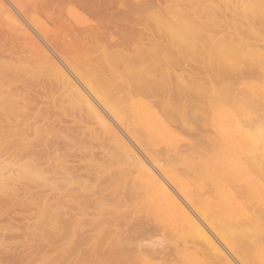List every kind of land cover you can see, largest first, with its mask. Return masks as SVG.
Instances as JSON below:
<instances>
[{"label": "bare ground", "instance_id": "1", "mask_svg": "<svg viewBox=\"0 0 264 264\" xmlns=\"http://www.w3.org/2000/svg\"><path fill=\"white\" fill-rule=\"evenodd\" d=\"M29 2L33 3V0H0V23H3L7 30L2 26L0 28L18 41L19 48L16 53L19 57H16L22 63L30 65L22 67L23 70L38 77L42 75L54 86L49 87L50 90L47 88L51 94L47 90V93L41 90L44 96L56 93L53 99L67 103V106L60 104L63 118L53 122L47 120L45 124H41L42 126L30 125L32 122L30 120L26 128L30 127L29 129L34 130L36 140L37 138L41 140L49 134H53L54 138L59 132H67L70 138L72 136L73 139L77 138L80 142L90 145L89 160L92 161L99 158L102 153L93 151L97 143L94 141H98L97 146L100 144L106 147L102 154L109 164L103 162V166L108 164L109 169L113 168V173L108 170L110 173L107 174H111L110 184L116 191L115 197H112L113 193L110 195L114 198L111 200L118 208L130 205L133 214L139 215L138 217L144 222L142 223L144 227L125 232L122 237V241L142 240L134 244L133 258L136 264H264V148L259 146V128L264 123V8H262L264 0H193L191 8L196 6L195 10L205 18L200 22L190 18L184 12L186 9L183 11L180 7H177L175 13L173 10L172 17L175 18L172 21L169 18L171 15L168 17L170 22L163 19L167 18L168 14L164 17L159 13L158 16L161 15L162 19H158L159 21L154 19V21H157V28L166 33L169 43L163 44L164 42L158 40L154 44L152 42L150 46L145 45L144 42L145 27H143L145 30L124 29L120 35L116 33L120 36L117 39L111 35L107 36L101 29L91 27V31H87L82 30V26L76 29V34L68 41L60 42L61 40L58 41L57 38L41 39V32L34 28L35 19L29 11L31 8L35 13V9L38 8L34 6L38 3L35 0L34 5L30 4V7ZM48 2L50 3L49 0ZM52 3L55 4L53 1ZM185 3L188 5V2ZM244 5L249 7L245 8ZM127 6L134 7L133 4ZM44 8L47 9L46 6ZM71 9L70 13L75 12ZM99 10L101 12L100 8ZM76 13L77 11L75 15ZM82 15L77 13L80 19ZM39 22L40 26L44 23H41V20ZM34 30L40 34L41 40H38L39 35H36L38 39L34 36L36 34ZM11 61L5 64L9 66L13 63ZM194 65L197 68H194ZM10 97L0 99V110L20 114L22 106H19V102L20 105L22 103L16 100L20 95L13 93ZM191 130L198 132L195 140L188 136ZM63 137L65 138V135ZM39 165H43V162ZM102 167L101 170L98 169L105 171ZM16 175H18L17 171ZM101 175L100 177L103 178ZM44 176L31 167H26L21 175L22 178L38 185L46 183L47 176ZM76 177L78 176L75 175ZM3 183L4 181L0 184L1 187L5 186ZM85 187L83 189H86ZM88 189L90 190L89 187ZM109 193L111 194L110 190ZM83 194L87 195L85 192ZM74 208L75 206L72 208V213ZM82 209L85 210V206ZM90 209L91 207L87 211ZM112 211L114 215H118V210ZM125 213L127 215L129 211ZM58 217L57 213H50L47 210L44 212V219L50 221L49 223H55ZM76 219L71 222L73 225ZM51 227L46 231L51 233L54 226ZM43 229L45 230L46 226ZM58 229L61 227L59 226ZM143 240L149 242L151 245H147L148 248L150 246L149 249L144 248L147 246L143 244ZM121 242L113 246L115 253L121 251ZM70 249L68 253L75 254L73 253L75 250L72 249L70 252ZM166 249H170L174 257L169 255ZM80 254L87 253L82 251ZM99 256L101 257V254ZM21 257L17 259L15 257L14 260L7 259L6 263L9 264L11 260L17 264V260ZM83 262L85 263V260Z\"/></svg>", "mask_w": 264, "mask_h": 264}, {"label": "rangeland", "instance_id": "2", "mask_svg": "<svg viewBox=\"0 0 264 264\" xmlns=\"http://www.w3.org/2000/svg\"><path fill=\"white\" fill-rule=\"evenodd\" d=\"M30 1H32V0H30ZM36 1L38 4L37 5L35 4L34 7L38 8L39 10L33 8V10L35 9V13H33L34 11H32L30 8L31 7L30 4H32V6H33L34 5L33 3L35 2V0H33V3L29 2V4H28L30 6V7L28 6L30 8L29 11L32 13V15L34 16V19H35V23H34L35 27L34 28H36V30L38 29L41 32L40 33L41 37H40V34L37 33L36 30H34L36 33V34H34V36L37 38V36L39 35L38 38L40 37L41 39L42 38H44V39H46V38L56 39L57 38L58 41L61 40L60 42L68 41L73 35L76 34V32H77L76 29H80L82 26L81 29L87 30V31H91V27H95L92 29H101L107 36L111 35V36H113L114 39L119 38L120 37L119 35L121 34V32L124 29H128V30L129 29H136V30H145L146 29L144 31L145 45L149 44V46H150V45L154 44L155 42H158V40H159V42H162V43L164 42L163 44H167V43H169V41L167 40L168 36L166 35V33H164L163 30H160V28H157L158 27L157 21H159L158 19H162V17L160 18L161 15L158 16L159 13H162V16H164V17L167 16L166 14H168L167 18L166 17L163 18L165 21H169L168 17L171 15L169 18H170V21H172L175 18V17L173 18L172 15L174 16L175 10L178 9L177 7H180V8H182L181 10H183V11H184V9H186V11H184V12L187 15H189L190 18L195 19L198 22L205 20V18L203 16L199 15L200 12L195 10L196 6L193 5L194 9L191 8L192 4H193L192 3L193 0L192 1L191 0H189V1L183 0V2H181V0H179V1L178 0H174V1L173 0H125V1L124 0H112V1L111 0H97V1L96 0H94V1H92V0L91 1L90 0H82V1L81 0H75V2H73V0H72V2H71V0H67V1L66 0H49L50 3L48 2V0H40V1L36 0ZM52 1L55 4H53ZM79 1H80V3H79ZM151 1H154V2L150 3ZM185 1L188 2V5H185L186 4ZM44 2H46V3H44ZM94 2H96V3H94ZM175 2H178V3H175ZM76 3H77V5H74ZM125 3L127 5L131 4V6L133 4L134 7L132 8L130 6H127ZM143 3H145V4H143ZM161 3H164V4H161ZM46 4H48V5H46ZM66 4H67V6H66ZM93 4H94V6H89V5H93ZM100 4H102V5L104 4L103 6H105L106 8L108 7V9L104 8ZM107 4H108V6H106ZM119 4L122 5V7H120ZM97 5L100 6L99 8L101 9V12H100V10L98 11L99 8ZM154 5H156V6H154ZM189 5H191V6H189ZM41 6H43V8ZM45 6L47 7V9L44 8ZM79 6H81V7H79ZM85 7L86 8L88 7V9H85ZM127 7H129V8H127ZM142 7H144V8H142ZM53 8H55V9H53ZM57 8H58V10H57ZM90 8L92 9V11ZM103 8L105 9L104 12H103ZM112 8H113V10H111ZM130 8L132 9V11ZM70 9H71V11H75V12L77 11V13L80 15L83 14L82 15L83 17L85 15H87V16H85L84 20H83V17L80 19V17L77 16V13H76V15H75V12L70 13ZM134 9H135V11H134ZM136 9L138 11H136ZM144 9L148 10V12L145 11ZM45 10L47 13L45 12ZM81 10H83V11H81ZM106 10H108L109 12ZM123 10H125L124 11L125 13L120 12ZM140 10L142 12H145V13H142ZM173 10H174V13H173ZM194 10H195V12H193ZM129 11H130V13H128ZM155 11L156 12L158 11V12L156 13ZM57 12H58V14H57ZM60 12L63 14H61ZM83 12H86V13H83ZM89 13H91L92 17H90L91 15ZM120 13H121V16H120ZM59 14H60V16H58ZM105 14H107V15L105 16ZM113 14H115V15H113ZM141 14H143V16ZM154 14H155V16L156 15L157 16L155 17ZM61 15H63L64 17ZM71 15H73L75 17H73V16L71 17ZM116 15H117V17H115ZM108 16H110V17H108ZM130 16L132 19L130 18ZM140 16H142V18ZM52 17H54V18H52ZM57 17H58V20H57ZM138 18H139V20H138ZM37 19L39 21L41 20V23L44 22L43 24H41L42 26H40V22ZM154 19L157 21H154ZM36 20H37L38 24H37ZM80 20L81 21L83 20V22L78 23V22H80ZM147 20H148V22H147ZM152 20L154 22H152ZM98 21H99V23H98ZM0 22H1V20H0ZM63 22H64V24L67 22L66 23L67 26H66V24L65 25L63 24L64 27H61V26H63L62 25ZM138 22H140V23L142 22V23L140 24ZM93 23H95V25ZM151 23H153V24H151ZM79 24H80V26H79ZM71 25L73 28L71 27ZM1 26H2V28H5V30H7L6 26H4L3 23H0V27ZM69 26H70V28H72L71 31H69L70 30V28H68ZM151 26H153V27H151ZM143 27H145V29ZM43 31H44V33H43ZM157 31H158V33H157ZM68 32H70V33L72 32V33L70 34ZM0 33H1L0 34V61L2 60L0 62V68H1L0 69V99L4 98V97H10V95H13V93L20 95V97H18L16 100L21 101L22 104L20 105V102H19V106H22V107H20L21 111H22L21 113H23L25 116L24 117L23 114H21V113L20 114H14L11 112L7 113V112L3 111L2 109L0 110V170H1L0 171V174H1L0 184H2V182L4 181L3 185H5L3 187H1V185H0V264H8V263H6V262H8L7 259H11L16 253L18 255L16 254L13 258L16 257L15 259H17V258H20V256H22L20 260L18 259L19 261L17 260V262H18L17 264H22V263L23 264H49V263L50 264H62L63 262H64L63 264H95V263L96 264H104L105 262H106L105 264H107V263L108 264H116V263L117 264H136V261L133 258V256H134V253H133L134 252V244L137 243V241L141 242L142 240L138 239V240H135L133 242H129V241H124L125 239L123 238L124 240L122 241V237L125 235L124 234L125 232L127 233V232L134 230V229H139L141 227H144V224H142L144 222H143L141 217H138L139 215L137 216V214H133L134 212H133V210H131L132 208L130 205L118 208V206H116L113 203L112 200L114 198H112V197L116 196V194H115L116 191L111 187V184H110V182L112 180L111 174L113 173V171H112L113 168L109 169V167H108L109 163L107 162V159L104 157V154H102L103 151L106 149V147H103V145H100V144H98V146H97L98 141L95 140L94 143H96V142L97 143H96V148L93 149V151L95 153H97V152L98 153L102 152V153L99 155L100 159L96 158L95 160L92 161V160H89V159H91L89 156L91 153L90 145H87L86 143L80 142L79 140H77V138L75 140V139H73L72 136L70 138V136L67 134V132H64V133L59 132V133H57V135L54 138H53V134L52 135L49 134L50 136L48 135L41 140L38 138H37V140L35 139L36 135L34 134V130L32 128H31L32 130L29 129L30 127L26 128V125L30 124V122L32 121L33 123L31 122L30 125L34 124L35 126H38V125L40 126L41 124H45L47 122V120H49V122H53L56 119L63 118L64 114L62 112V108L60 107L61 106L60 104L62 103V105L67 106V103L58 102L57 101L58 99H56V98L53 99V97H55L57 95L56 93H55V95L45 94V96H44V94H43L44 91H45V93H47V92H49L50 88H52L54 86L51 85V83L48 82V80L45 77L43 78L42 75H39V77H38L36 75L29 73L26 70H23L24 68H22V67H26V65H28V64L22 63L17 58V57H19L18 54L16 53V51H18V48H19L18 47L19 46L18 41L15 39V37H12L10 34H8L7 31H4L1 28H0ZM116 33L119 35H117ZM153 33L154 34L157 33L156 34L157 36L154 35ZM162 33L167 37L165 38V36ZM150 34H151V36H149ZM67 36L69 38H67ZM40 38L38 40H41ZM152 39L154 41H152ZM12 47H15V48H12ZM12 57H13V59H12ZM15 57L17 58V60ZM10 61L14 63V64L8 63L10 67L12 66L11 67L12 69H10V67L7 64H5V62L7 63ZM14 61H16V62H14ZM5 65H7L8 68H6L7 66H5ZM19 66H20V68H19ZM28 66H30V65H28ZM28 66H27V68H28ZM31 66H33V64H31ZM195 66L196 65H194L193 67L197 68V66L196 67ZM8 69H9V71H8ZM16 70L19 72H17ZM21 70H23V72H21ZM25 72H27V73H25ZM20 73H21V75H20ZM11 74H13V75H11ZM19 75H20V77H17ZM44 79H46V80H44ZM39 81H40V83H39ZM43 82H45V83H43ZM28 83H29V85H28ZM46 83H47V85H46ZM30 84H32V85H30ZM39 84H41V85L43 84V85L41 86ZM45 86H48V87H45ZM41 87L44 89H42ZM1 88L3 90H1ZM47 88L49 90H47ZM41 90L42 91L44 90L43 93ZM46 90H47V92H46ZM28 91H29V93H28ZM2 93H3V95H2ZM35 95H37V96H35ZM34 96H35V98H34ZM26 99L29 100V102H26L27 101ZM38 100H40V101H38ZM24 101L26 104H24ZM50 101L52 104H50ZM37 102H38V104H37ZM25 106L28 109H26ZM36 107L38 109H36ZM29 112H30V114H29ZM39 114L43 115V117L39 118V116H41ZM36 116H37V118H36ZM26 120H28V121H26ZM8 125H10V126H8ZM24 128H26V129L21 131V129H24ZM16 129L19 130V133L16 131ZM14 132L19 134L20 136H18ZM31 132H32V134H30ZM189 133H188V136H190L193 140H195L197 138L196 137V135H197L196 133H198L197 131L191 130V131H189ZM25 135H27V136H25ZM64 135H65V138H67V139H65L63 137ZM79 138H81V137H79ZM31 141H32V144H31ZM51 141H52V143H50ZM77 141H79V142L77 143ZM7 146H10V148L12 147V149H10ZM73 146H74V148H73ZM99 146H100V148H99ZM7 148H9V150ZM77 149H80V150H77ZM97 149H99V150H97ZM53 152H54V154H53ZM59 155H61V156H59ZM74 155H76V156H74ZM56 156H58V157H56ZM59 157L62 159H60ZM85 157H87V159ZM74 158H76V159H74ZM98 160L100 162H98ZM62 161H64V162H62ZM42 162H43V165H39ZM103 162L104 163L107 162L108 164H105V166H103V164H104ZM87 163L89 164V166ZM97 164H98V166L99 165L101 167L103 166L102 169H104L105 171H100L101 167L96 166ZM91 165H93V166H91ZM26 167H31L32 170L43 173V175H45L44 177L47 176L46 183L45 184L43 183L42 185L41 184L38 185V184L33 183L27 179L22 178L21 175H22V173ZM45 168L47 171L44 170ZM77 168H80V169H77ZM84 168L86 169L85 171L83 170ZM81 169L83 170V172ZM108 170L112 171L111 174H107V172L110 173ZM16 171H17L18 175H16ZM51 171H53L52 174H51ZM72 171H74V172H72ZM94 172H96V173H94ZM19 173H21V174H19ZM47 173H49V174L47 175ZM100 173L103 174L104 176L101 175ZM75 175H77L78 177L75 178ZM81 175H83V176H81ZM100 175L103 178H101ZM95 176H98L97 178L100 177L101 179L99 178V181H98V179L95 178ZM77 178H79V179H77ZM81 180L83 182H81ZM93 180H94V182H93ZM57 181H58V183H57ZM78 181H80V182H78ZM48 182H49V184H48ZM77 182H78V184H77ZM89 183H91V184H89ZM94 183H96V184H94ZM54 184H57V185H54ZM80 184L81 185L83 184L82 187L87 186V187H85L86 189H83L84 187L82 188ZM50 185H52V186H50ZM77 185L78 186L80 185V186L78 187ZM107 186H108V188H107ZM88 187L90 188V190L88 189ZM106 188L110 190L111 194L109 193V190H107ZM2 189H4L5 191ZM9 190L15 191L14 192L15 194L13 193V191L10 192ZM105 190L108 192H106ZM70 191H71V193H70ZM86 191H87V193H86ZM90 191H93V193L92 192L90 193ZM34 192H35V194H34ZM79 192H81V193H79ZM84 192L87 195H84L83 194ZM5 193L7 194V196ZM112 193H113V195H112ZM8 194H10V195L8 196ZM90 194H92V195H90ZM94 194H95V196H94ZM102 194H104L105 196ZM79 195H81L82 197H79ZM88 195H89V197H88ZM110 195H112V197ZM92 196L95 198H93ZM96 197H98V198H96ZM75 199L76 200L78 199V200L76 201ZM79 199L81 202L79 201ZM90 199L93 201H91ZM96 199H97V201H96ZM29 200H32V201L29 202ZM101 201H102V203H100ZM78 202L80 204H78ZM81 203H82V206L86 203V205H84L85 210L82 209V208H84V206L82 207ZM88 203H90V204H88ZM77 204H78V206H77ZM100 204L101 205L104 204V205L101 206ZM74 206H75L74 213H72L73 212L72 208ZM90 207H91V209L89 211H87ZM43 210H45V211L47 210L50 213H53V212L57 213L59 215L58 221H60V222L56 221L55 223L54 222L49 223L50 221H48L47 219H44V212L45 211L43 212ZM99 210L102 212H100ZM112 210H116V211L118 210L117 211L118 215L117 216L114 215ZM58 211H60V212H58ZM126 211H129V213H127V215L125 213ZM82 212L88 217H86ZM75 213L78 217L75 215ZM78 214H80V215H78ZM110 214H112V215H110ZM119 215H121V216H119ZM125 215L128 218H126ZM99 216H101V217H99ZM124 217L127 220L129 219L131 221H129V220L127 221ZM76 218H78L79 220H77ZM74 219H76V220H75V223L73 225L72 221ZM121 219H123V220L121 221ZM136 219H137V221H136ZM138 220H140V221H138ZM38 222H40V224L42 226H40V224H38ZM119 223L120 224L122 223V224L119 225ZM137 223H138V225H134ZM50 224H51V226H54L53 231L51 230L52 227L50 226ZM35 226H37V228ZM44 226H46L45 230L43 229ZM59 226L61 227V229H58ZM49 227H51L50 230H51V233L53 235L49 231H46L47 229L49 230ZM54 229H55V231H54ZM123 230H124V232H122ZM88 231H90V232H88ZM42 234L44 237L42 236ZM81 234H83L84 237H82L83 235H81ZM39 235H41V236H39ZM74 235H76V236H74ZM53 237H55V238H53ZM59 238L62 240L60 241ZM66 239H68V240H66ZM78 240H81V241H78ZM119 242H121V245H122V246L120 245L121 251L119 253H115L113 246L119 244ZM73 243H74V245H73ZM143 244H145L146 246L150 245L148 241H144V240H143ZM143 244H142V247H144ZM78 246H79V248H78ZM150 246H149V248H150ZM68 247H73V248L70 249ZM91 247H92V249H91ZM160 247L161 246H158V248H160ZM62 248H64V249H62ZM144 248L149 249L148 246H147V248L146 247H144ZM65 249L67 251H65ZM69 249H70V252H72V249H73V251L75 250L73 252L75 254L68 253ZM59 250H60V252H58ZM78 251H80V252H78ZM82 251H84V253L86 252L87 254L86 255L80 254ZM87 251L90 253H88ZM166 251L169 252V255L173 256V252L170 249H166ZM65 252L67 254H65ZM98 253L101 254V257L99 256L100 254L98 255ZM113 253H114V255H113ZM55 254L57 257L59 256L58 257V258H60L59 260L57 257H55ZM69 254L72 257H70ZM92 254H95V255H92ZM23 255H24V258H23ZM97 255L100 258H98ZM64 256H65V259H64ZM81 256H83V257H81ZM87 256H89V257L87 258ZM91 256L92 257L94 256V257L92 258ZM172 256H170V258L174 257V256L173 257ZM13 258H12V260H14ZM79 258H81L82 260ZM54 259L57 260V262ZM71 259L73 262H75V261H77V262L71 263ZM112 259H113V262H112ZM84 260H85V263L83 262ZM106 260H108V262ZM9 261H10L9 264L14 262L11 260H9ZM79 261H81V262H79ZM86 262H88V263H86ZM13 264H15V263H13Z\"/></svg>", "mask_w": 264, "mask_h": 264}, {"label": "snow or ice", "instance_id": "3", "mask_svg": "<svg viewBox=\"0 0 264 264\" xmlns=\"http://www.w3.org/2000/svg\"><path fill=\"white\" fill-rule=\"evenodd\" d=\"M244 7L247 8L249 6L248 5H244ZM262 8H264V5H262ZM259 135H260L259 146L261 148H264V123H262L260 128H259Z\"/></svg>", "mask_w": 264, "mask_h": 264}]
</instances>
